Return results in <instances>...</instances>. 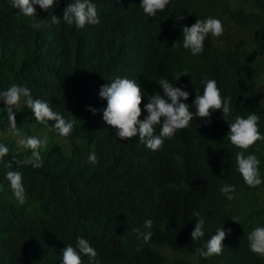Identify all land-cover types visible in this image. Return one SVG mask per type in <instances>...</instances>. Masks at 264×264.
I'll return each instance as SVG.
<instances>
[{
    "label": "trees",
    "instance_id": "1",
    "mask_svg": "<svg viewBox=\"0 0 264 264\" xmlns=\"http://www.w3.org/2000/svg\"><path fill=\"white\" fill-rule=\"evenodd\" d=\"M99 1L103 23L98 42L103 51L100 55L107 57L86 72L85 60L73 43V26L65 23L63 31L65 42L71 43L69 61L51 65L49 38L45 42L38 38L39 34L45 36L44 22H39L40 28L30 27L31 20L19 14L11 0H0V92L23 86L34 100L48 102L53 111L57 108L77 116L70 134L71 152L42 149L43 166L33 168L16 164L29 159L31 152L19 146L18 137L10 132L7 111H0V145L9 150L0 160V264H62L60 248L75 246L78 237L89 241L102 264H170L172 250L183 257L171 264H264V259L251 252L247 240L255 227H264V183L257 188L245 184L234 161L241 150L226 139L228 123L252 112L259 115L258 129L264 136V0H170L155 18L141 12L150 54L149 71L138 77L143 102L148 103V96L157 92L163 95L157 84L163 73L174 86L190 93L187 103L193 113L195 89L202 94L206 79L217 82L222 97H231L227 121L222 110L212 114L210 126L194 117L188 128L165 139L156 152L139 138L134 142L119 139L86 110L98 106L95 95L101 86L123 78L120 75L132 64L128 53L122 58L116 50L119 10L125 4L143 11L142 0H138L139 7L137 0ZM36 11L41 20L49 18V12L39 6ZM62 12L55 5L51 14L63 21ZM177 14L185 19L177 21ZM210 17L222 22L223 34L218 38L209 34L202 54L193 56L181 46L172 49L182 42L183 26ZM48 22L51 25L50 19ZM58 32L54 30L52 35ZM167 50L168 71L163 65L156 71L159 56ZM116 58L121 60L116 62ZM182 71L189 75L176 82L174 77ZM0 109H6L3 101ZM13 111L22 137L52 132L37 123L23 103ZM93 151L98 159L95 164L88 159ZM248 154L260 160L264 179V139L245 152ZM9 170L22 173L27 194L23 205L12 195L6 179ZM225 183L236 189L231 202L221 193ZM194 212L205 221V234L196 241L191 238L198 219ZM149 219L154 222V235L137 252L141 242L134 230L145 231L144 222ZM217 228L231 229L223 253L200 257L196 250L205 246ZM56 243L58 249L48 247Z\"/></svg>",
    "mask_w": 264,
    "mask_h": 264
},
{
    "label": "clouds",
    "instance_id": "2",
    "mask_svg": "<svg viewBox=\"0 0 264 264\" xmlns=\"http://www.w3.org/2000/svg\"><path fill=\"white\" fill-rule=\"evenodd\" d=\"M11 3L19 14L31 20L30 27L40 28L39 22H44L45 36L39 34L38 38L42 39L43 42L49 38L48 59L51 65H61L69 61L71 43L68 45L65 42V35H63L65 23L73 26V43L81 53V58L85 60L86 72L96 69L101 65V62H104V56L107 57L100 55L103 51L98 42L103 23L100 17L101 4L99 0H11ZM169 3L170 0H142L140 8L143 11H139V8L130 5L124 4L122 6L118 12L120 27L115 39L116 50L120 52L122 58L128 53L132 64L124 74L120 75L123 78H116L113 82L101 86L98 94L95 95L98 102L97 107L86 109L93 115H97L101 126L112 130L119 139L134 142L139 138L140 142L153 152L162 149L165 139L170 140L177 131L188 128L194 117L205 120L206 125L210 126L211 116L214 112L222 110L226 121V118L231 114V97H222L214 79L202 81L204 84L202 94L200 89H195L196 95L192 104L195 106L194 113L190 111V105L187 103L190 93L174 86L166 78L167 73L160 75L162 78L157 83L162 88L163 95L157 92L155 95L148 96V103L143 102L144 94L138 77L140 74L149 71L148 59L150 54L145 45L141 12L146 17L155 18L157 13L163 12ZM55 5L63 10V21L61 17L51 14ZM137 5L139 7L138 0ZM36 6L45 12H49V18L41 20L40 16L37 17ZM49 19L51 25L48 22ZM176 19L180 21L184 20L185 17L177 14ZM54 30L59 31L55 37L52 35ZM209 34L216 38L222 36V22L211 17L205 20L198 19L190 27L183 26L182 42H176L172 49L181 46V48L189 50L193 56L202 54L205 40ZM159 58L160 62L156 66V71L163 65L164 71L167 72L168 68L165 63L170 61L169 51L167 50L166 55H160ZM119 60L121 58H116V62ZM188 75L186 71H182L174 79L178 82L182 76ZM0 101L6 105V109H0V111L6 110L8 113L7 120L11 134L19 138L18 144L21 148L31 152L29 159L16 161L17 165L30 164L33 168L42 167V149L45 151V149L53 147L57 153L71 152L70 134L77 119L73 112L64 114L57 108L53 111L48 102L40 99L34 100L30 90L19 85H13L6 91L0 92ZM22 103L31 110L37 123L52 131L55 137L54 143L48 144L46 135L43 138L42 136H29L27 138L21 136L13 109L19 110ZM261 103L264 105V101ZM258 122L259 115L253 112L246 118L236 116L233 123H228L230 131L226 137L231 145L241 150L237 151L234 157L236 171L250 188H257L264 183L259 170L260 160L258 157L255 154L245 155L247 150L264 139L258 129ZM49 124L52 126L50 127ZM256 150L259 151V148ZM8 152L6 146L0 145V160L8 155ZM88 159L90 163H98L94 151ZM6 179L16 201L20 205L25 204L27 194L22 182V173L9 170L6 173ZM235 191L234 185L225 183L221 187V193L229 202L235 199ZM193 215L198 217L195 229L191 233L192 240L196 241L205 234V221L200 217L199 212H194ZM232 221L239 223L238 218H233ZM153 227L154 222L149 219L144 222L145 231L134 230L138 233L137 238L141 242L137 246V252L141 251L144 244L151 241L154 235ZM230 234L231 229L225 231L224 228H217L216 233L211 236L205 246L196 250L198 255L206 259L221 255L225 247L224 241ZM247 240L251 252L264 259V227H255L247 235ZM48 247L58 249L59 243L48 245ZM59 251L62 252L63 256L62 264H82V261L86 264H102L99 262L101 257L97 256L96 250L85 238L78 237L75 246L65 244Z\"/></svg>",
    "mask_w": 264,
    "mask_h": 264
},
{
    "label": "rangeland",
    "instance_id": "3",
    "mask_svg": "<svg viewBox=\"0 0 264 264\" xmlns=\"http://www.w3.org/2000/svg\"><path fill=\"white\" fill-rule=\"evenodd\" d=\"M47 136V138H48V144H52V143H54L55 142V137H54V135H53V133L51 132L50 134H44L43 136H42V138L44 137V136ZM19 139V138H18ZM262 197H264L263 195H262ZM183 257V255L180 253V252H178L177 250H172L171 252H169V258H170V264H171V262L173 263L174 261H175V259H180V258H182Z\"/></svg>",
    "mask_w": 264,
    "mask_h": 264
}]
</instances>
